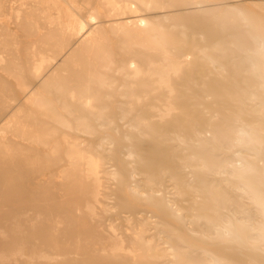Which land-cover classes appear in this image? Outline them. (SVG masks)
<instances>
[{"label":"bare ground","instance_id":"6f19581e","mask_svg":"<svg viewBox=\"0 0 264 264\" xmlns=\"http://www.w3.org/2000/svg\"><path fill=\"white\" fill-rule=\"evenodd\" d=\"M19 2L0 0V110L23 92L0 125V264H159L144 220L170 264H264V0Z\"/></svg>","mask_w":264,"mask_h":264},{"label":"rangeland","instance_id":"374dc122","mask_svg":"<svg viewBox=\"0 0 264 264\" xmlns=\"http://www.w3.org/2000/svg\"><path fill=\"white\" fill-rule=\"evenodd\" d=\"M81 1H82V3H81L80 13L82 15H85L87 6L93 5L94 4V0H81ZM27 2H28V5H30L31 3H33V0H27ZM4 4H5V8H4L5 12L8 10L7 7H10V6H12V7H20L19 0H4ZM1 13H3V12H1ZM98 19H100L102 21L101 25H103V27L105 26V29H107L106 23L103 22L104 18L98 16ZM21 40H22V37L18 36L17 37V47L19 49H17V51L13 50V53H15L16 60L19 61L23 66H25V55L23 53V45L24 44L22 43ZM113 48H114L113 49L114 54H113V56H111V58L113 60V63L117 64L119 62V59H120V52L118 50L117 44H115L113 46ZM202 69H205L204 71H206L205 67H203ZM202 69H199V70H202ZM106 75L108 76L109 81H108L105 89L104 88H100V91L102 93H107V97H108L107 102L110 105V108H111L112 112L114 114H116V112H117L116 111L117 110V108H116L117 104L121 100L120 98H121V88H122V86H121L120 82L122 80V77L124 75H126V74H124L123 71L118 69L116 66H113V67H111V69H109L108 72H106ZM26 79H27V82H28V87L34 86L35 82H34V80L31 77L26 76ZM14 96H15V100H13L14 102L10 103L8 106H6L5 108H2L0 110V125L6 119H8L10 117L11 113L14 111V109H16L23 102V92L21 90L14 89ZM182 101H184V103H188V98H186L185 100L183 99ZM40 118L42 119L43 117H40ZM44 120H45V118H44ZM180 120H182V118ZM181 122L182 121H180V124H181ZM47 125L52 126L51 122H48ZM64 131H65V133H68V135L72 136L73 140H75L78 143L79 147H84V148L86 147V144L88 142V137L85 134H83L79 130H75V131L65 130V129L61 130V132H64ZM96 136L97 135H95V137ZM41 148H44V147H41ZM41 148H40V150H41ZM103 175L104 176H102V177H103L104 183H105V185H108V181H111V179H109L110 175H108V174H103ZM164 181H166V180H164ZM105 191L108 192L107 189ZM103 201L104 202L105 201L108 202L109 199H103ZM131 221H132V219H131ZM144 221H145V223L143 225V236L145 237L146 240H151L152 242L154 241L156 244H158L157 248H158V251L160 253V257L158 259V263L159 264H170L168 262V260H167V255H166V250L167 249L164 248L165 244L161 243L160 240H156L155 239V236L152 234V232L154 231V227L152 226V223H146V220H144ZM115 222L117 224H119L120 220L118 219ZM118 227L120 229H122L121 224H119Z\"/></svg>","mask_w":264,"mask_h":264}]
</instances>
